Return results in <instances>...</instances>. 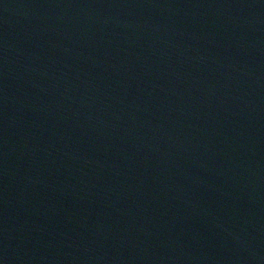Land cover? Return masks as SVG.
I'll return each mask as SVG.
<instances>
[{"label": "water", "instance_id": "water-1", "mask_svg": "<svg viewBox=\"0 0 264 264\" xmlns=\"http://www.w3.org/2000/svg\"><path fill=\"white\" fill-rule=\"evenodd\" d=\"M0 264H264V0H0Z\"/></svg>", "mask_w": 264, "mask_h": 264}]
</instances>
